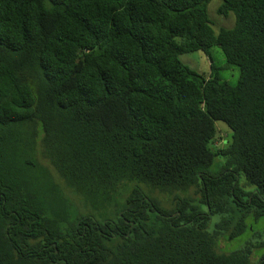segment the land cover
Returning a JSON list of instances; mask_svg holds the SVG:
<instances>
[{
  "label": "trees",
  "instance_id": "trees-1",
  "mask_svg": "<svg viewBox=\"0 0 264 264\" xmlns=\"http://www.w3.org/2000/svg\"><path fill=\"white\" fill-rule=\"evenodd\" d=\"M210 2L0 0V264H264V0Z\"/></svg>",
  "mask_w": 264,
  "mask_h": 264
},
{
  "label": "rangeland",
  "instance_id": "rangeland-1",
  "mask_svg": "<svg viewBox=\"0 0 264 264\" xmlns=\"http://www.w3.org/2000/svg\"><path fill=\"white\" fill-rule=\"evenodd\" d=\"M223 3V0H211L208 6V13L209 17L213 23V27L216 32H219L220 28H231L235 24V14L231 12L227 17L221 15L218 13V8ZM211 55L214 59V65L218 69L220 76L226 80H228L231 84L235 85L237 84L239 77H240V69L236 65L228 66L226 62V58L223 54V51L220 46L216 45L213 46L211 49ZM181 59L184 63H186L188 66L193 68L196 71H199L204 74H210L212 71V60L208 54H206L204 51H196L192 53H186L181 55ZM216 127L218 130L217 133V139L215 141V146L221 147L222 142L226 141L227 138L231 137V130L222 121H216ZM224 162V159L222 157H217L215 159L214 164L212 165L210 171L211 172H217L219 165H221ZM244 177H242L243 179ZM244 184V183H243ZM188 195L192 197H200V194H196L195 189H190L187 193ZM182 196L183 193H180ZM254 229L256 231H263L264 230V223L259 224H253ZM251 233H245L240 238L234 239L232 241H229L227 247L226 243L227 241L223 240L220 242V249H225V247L230 251L234 250L236 248H239L242 244H244Z\"/></svg>",
  "mask_w": 264,
  "mask_h": 264
},
{
  "label": "water",
  "instance_id": "water-1",
  "mask_svg": "<svg viewBox=\"0 0 264 264\" xmlns=\"http://www.w3.org/2000/svg\"><path fill=\"white\" fill-rule=\"evenodd\" d=\"M225 142H227V140Z\"/></svg>",
  "mask_w": 264,
  "mask_h": 264
}]
</instances>
